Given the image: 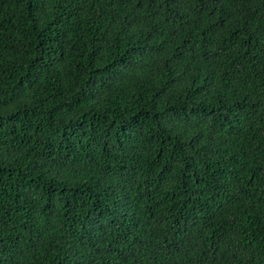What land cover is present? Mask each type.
Wrapping results in <instances>:
<instances>
[{
  "label": "trees",
  "instance_id": "obj_1",
  "mask_svg": "<svg viewBox=\"0 0 264 264\" xmlns=\"http://www.w3.org/2000/svg\"><path fill=\"white\" fill-rule=\"evenodd\" d=\"M0 264H264V0H0Z\"/></svg>",
  "mask_w": 264,
  "mask_h": 264
}]
</instances>
